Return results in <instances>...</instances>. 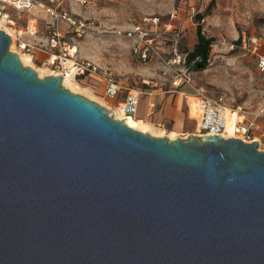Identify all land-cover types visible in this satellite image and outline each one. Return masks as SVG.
I'll list each match as a JSON object with an SVG mask.
<instances>
[{
	"label": "water",
	"instance_id": "1",
	"mask_svg": "<svg viewBox=\"0 0 264 264\" xmlns=\"http://www.w3.org/2000/svg\"><path fill=\"white\" fill-rule=\"evenodd\" d=\"M9 45L0 29V264H264L257 141L131 128Z\"/></svg>",
	"mask_w": 264,
	"mask_h": 264
},
{
	"label": "rangeland",
	"instance_id": "2",
	"mask_svg": "<svg viewBox=\"0 0 264 264\" xmlns=\"http://www.w3.org/2000/svg\"><path fill=\"white\" fill-rule=\"evenodd\" d=\"M40 1L52 2L58 7L68 9L72 15L84 22L86 32L71 40L77 48L78 58L88 60L99 71L108 68L125 88L144 87L141 81L143 78L148 79L151 82L148 88L163 96L168 95L164 91L169 88L170 83L169 76L163 75V65L156 60L145 63L138 60L131 53L130 41L118 36L116 30L130 26L143 16H159L180 28L178 47L188 52L196 43V28L200 24L201 32L213 40L204 68L196 67L199 58L188 59L193 82L211 95L222 96L224 106L238 110L240 118L251 119L254 116L253 131L243 141H257L258 150L264 152V68L261 70L258 67L259 58L264 57V0ZM11 13L10 17L15 21L12 25L14 28H23L28 18L38 16L40 27L37 37L44 38V11L38 6ZM197 15L202 18L198 20ZM160 48L164 49V46ZM41 57L39 54L35 59L39 61ZM33 63L36 68L44 66L38 62ZM30 67L36 71L34 67ZM75 80L81 87L89 88L91 95L82 89L72 91L65 87L68 91L84 96L106 109L113 104L102 98V88L94 89L90 81ZM191 99L190 95L186 98L188 104ZM185 110L187 111V106ZM184 113L187 114L185 111ZM195 119L197 114L190 119V124L181 129H173L176 137L198 135ZM170 130L172 129L168 128L167 131ZM233 137L240 138L236 135Z\"/></svg>",
	"mask_w": 264,
	"mask_h": 264
},
{
	"label": "built area",
	"instance_id": "3",
	"mask_svg": "<svg viewBox=\"0 0 264 264\" xmlns=\"http://www.w3.org/2000/svg\"><path fill=\"white\" fill-rule=\"evenodd\" d=\"M33 6H38L44 11L42 19L46 34L44 38L37 37L40 27L38 16L28 18L23 28H14L13 35L0 26V29L10 37V44L12 43L15 47L12 51L17 54L18 51L29 54L33 62L46 65L55 71L53 75L63 76V74L71 73L74 79L90 81L94 89L102 88L103 96L115 100V103L108 108L109 112L112 108L124 116H134L141 98L152 95V90L148 88L150 80L142 79L144 87L125 88L108 68L99 71L88 60L78 58L77 50L71 51L74 47L71 40L82 36L86 32V26L68 9L40 0H0V25L3 22L2 19L7 21L10 18L14 21V18L10 17L12 11L29 10ZM174 15L175 13L171 17ZM116 34L130 41L131 53L141 62L156 60L163 65L165 69L163 75L169 76L170 81L169 88L164 92L176 93L185 99L190 95L197 100L198 135L220 134L224 138L227 137L224 134L227 127L226 106L222 102V96L211 95L193 82L187 52L178 47L181 34L178 26L159 16L148 15L126 28L116 30ZM160 46H164V49ZM39 53L43 57L37 61L35 57ZM258 67L261 70L264 68V57L259 58ZM155 105L154 100L148 102L151 110L156 107ZM112 117L117 118L114 114ZM253 118L236 120L233 126L234 135L242 140L244 137L249 138L254 128Z\"/></svg>",
	"mask_w": 264,
	"mask_h": 264
},
{
	"label": "bare ground",
	"instance_id": "4",
	"mask_svg": "<svg viewBox=\"0 0 264 264\" xmlns=\"http://www.w3.org/2000/svg\"><path fill=\"white\" fill-rule=\"evenodd\" d=\"M2 21L3 22L1 23V27L3 28V30H5L9 34L13 35L14 27L9 26L8 24L13 25V24H15L14 21H12L10 18H8L7 21L5 19H2ZM5 21L7 23H5ZM9 48H10V50H13V44L12 43L10 44ZM73 50H77V48L74 46L71 48V51H73ZM18 54H19V58H20L21 62L23 63V65H29V66L34 67L39 76H46V75L55 73V71L51 70L46 65L36 68V66L32 62L31 56L29 54L19 52V51H18ZM62 84L64 87H67L72 91H79V89H82V90H85V92L88 95H91L90 94L91 91L89 90V88L81 87V85L73 78V75L71 73L63 74ZM191 98L192 99L189 101V116L194 117L196 114H198V104H197V100L195 98H193V97H191ZM108 108H110V107H108ZM110 111L114 112L113 114L117 118L123 119L127 126L134 128V129H137L139 131L147 132V133H150L152 135H164V136H167L169 139L175 138L177 135L173 129L170 131L158 129V128L154 127L152 124H150L148 121L141 119L137 116H135V117L134 116H124L112 108L110 109ZM226 117H227V127H226V131L224 134L227 137H231V136L233 137V136H235L233 133L234 122L236 120H240L241 118L235 110L230 112L228 107H226Z\"/></svg>",
	"mask_w": 264,
	"mask_h": 264
},
{
	"label": "crops",
	"instance_id": "5",
	"mask_svg": "<svg viewBox=\"0 0 264 264\" xmlns=\"http://www.w3.org/2000/svg\"><path fill=\"white\" fill-rule=\"evenodd\" d=\"M39 54L42 56L41 53ZM99 88L101 89V87ZM151 93L152 95H145L141 98L138 110L135 113L134 117L137 116L141 119H144L154 127L166 131L168 130V128L181 129L191 123L190 119L194 117L189 116L188 101L184 97L175 93H168V95L165 96H163L162 94L159 95L158 93H155L153 91H151ZM102 98L109 100L111 103H115V100L111 98H107L103 95ZM151 100H154L156 103V107L153 110H151V108H149L148 106V102ZM184 102L187 106V111L185 110L186 106H184ZM184 111L187 112V114L184 113ZM196 123L197 119H195V130Z\"/></svg>",
	"mask_w": 264,
	"mask_h": 264
},
{
	"label": "trees",
	"instance_id": "6",
	"mask_svg": "<svg viewBox=\"0 0 264 264\" xmlns=\"http://www.w3.org/2000/svg\"><path fill=\"white\" fill-rule=\"evenodd\" d=\"M196 18L200 20L202 18L201 15H197ZM196 43L194 44L191 51L187 52L188 59H202V61L206 62L210 50V44L213 40V38L206 37L201 32V26L200 24H197L196 28Z\"/></svg>",
	"mask_w": 264,
	"mask_h": 264
}]
</instances>
